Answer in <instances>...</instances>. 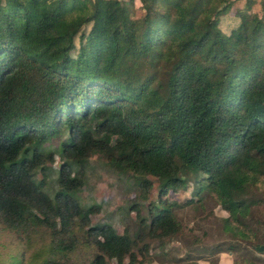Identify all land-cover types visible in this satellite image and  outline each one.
<instances>
[{
  "label": "trees",
  "instance_id": "1",
  "mask_svg": "<svg viewBox=\"0 0 264 264\" xmlns=\"http://www.w3.org/2000/svg\"><path fill=\"white\" fill-rule=\"evenodd\" d=\"M193 1L144 0L135 15L120 0H0V225L18 246L8 264H56L62 254L68 264H136L143 240L181 231L166 198L182 184L177 160L196 170L194 194L228 213L230 236H254L246 219L263 200L254 190L264 182V0ZM228 13L236 23L226 32ZM91 156L128 174L141 199L148 177L162 182L136 238L90 223L100 207L79 192Z\"/></svg>",
  "mask_w": 264,
  "mask_h": 264
},
{
  "label": "rangeland",
  "instance_id": "2",
  "mask_svg": "<svg viewBox=\"0 0 264 264\" xmlns=\"http://www.w3.org/2000/svg\"><path fill=\"white\" fill-rule=\"evenodd\" d=\"M120 1L125 7L131 3L132 6L129 7L134 9L135 15L141 13L144 0ZM187 3L192 6L194 1L187 0ZM241 3L240 0L237 5ZM254 10H259L256 5ZM235 23L234 15L228 13L221 18L220 27L228 32ZM142 27L139 21L138 34ZM53 140L51 145L57 139ZM60 163L61 159L56 154L48 169L49 194L58 189L55 178ZM177 163L180 165L178 174L182 178V184L176 191L169 189L166 198L171 212L181 225V231L176 235L143 240L148 249L144 254L135 251L136 264H264V253H259L253 246L255 243L264 244V182H257V190H254V195L263 200L253 205L246 219L254 236L250 240L235 239L223 228V221L228 213L220 204L207 194H194L198 181L196 170L181 166L179 160ZM148 178L152 181V187L146 199H141L128 174L115 173L99 157L91 156L84 184L79 192L83 203H95L100 207L96 214L90 216V223H105L118 234L126 231L132 238H136L139 232L138 220L140 217L149 218L147 205L156 203L158 188L162 183L155 177ZM135 206L139 207L138 212ZM139 243L141 245L142 241ZM17 251L13 235L0 225V264H8L12 256L17 255ZM54 261L56 264H68L71 258L62 254L56 256Z\"/></svg>",
  "mask_w": 264,
  "mask_h": 264
}]
</instances>
